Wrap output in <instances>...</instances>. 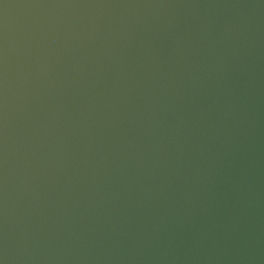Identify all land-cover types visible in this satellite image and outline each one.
Segmentation results:
<instances>
[{
  "label": "water",
  "instance_id": "95a60500",
  "mask_svg": "<svg viewBox=\"0 0 264 264\" xmlns=\"http://www.w3.org/2000/svg\"><path fill=\"white\" fill-rule=\"evenodd\" d=\"M0 264H264V0H0Z\"/></svg>",
  "mask_w": 264,
  "mask_h": 264
}]
</instances>
